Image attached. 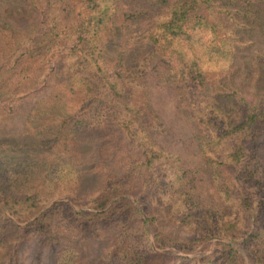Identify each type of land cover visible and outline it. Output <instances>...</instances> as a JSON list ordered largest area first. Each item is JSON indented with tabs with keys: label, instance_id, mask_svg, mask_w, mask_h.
Returning a JSON list of instances; mask_svg holds the SVG:
<instances>
[{
	"label": "trees",
	"instance_id": "trees-1",
	"mask_svg": "<svg viewBox=\"0 0 264 264\" xmlns=\"http://www.w3.org/2000/svg\"><path fill=\"white\" fill-rule=\"evenodd\" d=\"M119 2L72 0L76 18L61 27L59 83L72 99L79 90L81 104L64 114L52 135L46 158L57 161L39 166L41 156L0 158V264H18L22 242L33 238L48 246L67 231L75 232L80 242L101 236L108 248L89 260L78 243L68 241L44 264H245L231 243L239 240L252 264H264L256 225L264 222V175L255 155L264 146V97L251 103L228 86L225 74L210 80L206 71L207 64L229 66L235 58L219 17L252 20V3L264 0H172L163 18L146 31L149 52L174 63L173 79L166 82L180 92L179 107L188 108L198 124V167L182 163L156 142L154 134L164 127L149 102L144 66L104 59L100 36ZM193 92L202 98L196 101ZM90 103L101 111L95 114ZM110 124L116 127L112 153L121 170L101 167L100 188L85 196L80 192V146L87 133ZM37 167L43 171L37 172ZM200 172L209 178L220 205H204L195 194L193 184ZM41 174V183H35ZM60 196L79 210L62 200L46 206ZM162 219L188 231L190 238L174 244L160 229ZM211 237L229 242L218 241L210 254L180 262L165 249L191 251Z\"/></svg>",
	"mask_w": 264,
	"mask_h": 264
},
{
	"label": "rangeland",
	"instance_id": "rangeland-1",
	"mask_svg": "<svg viewBox=\"0 0 264 264\" xmlns=\"http://www.w3.org/2000/svg\"><path fill=\"white\" fill-rule=\"evenodd\" d=\"M171 1L155 4L146 0H120L107 30L100 36V43L107 63L136 62L144 66L149 102L164 127L163 132L154 134L156 142L178 156L182 163L198 167L201 166V152L195 140L198 124L188 108L179 107L180 92L166 82L173 79L170 67L173 68L174 63L169 62L168 57L151 54L145 37L147 29L163 18ZM71 3L72 0H38L37 3L32 0H0V158L34 159L41 156L43 158L37 162L39 166H46L51 160L57 161L46 158L51 150L52 135L60 127L64 114L81 104L79 90L74 99L80 98L74 101L58 78L60 56L64 54L59 48L64 36L61 27L76 18ZM252 5L255 15L252 20H245L241 15L236 16L235 21L225 16L219 17V21L226 26L227 36L231 38L229 44L234 46L235 58L229 66L207 64L209 68L206 71L210 80L225 74L229 78L228 86L238 89L249 102L254 103L264 97V4L254 2ZM204 93L207 95L209 92ZM192 96H197L196 101L202 98L194 92ZM91 106L95 114L101 111H95V106L90 103L89 108ZM114 127L110 124L105 129L87 133L82 141L80 192L85 196L100 188L101 167L108 166L115 173L121 170L112 153L116 134ZM255 155L260 162L258 170L264 175V146H259ZM36 169L37 172L43 171L38 167ZM37 172L31 176V181ZM41 180L42 174L35 183H41ZM193 186L204 205H220L219 195L206 175L200 172ZM130 198L134 200L132 196ZM56 200L68 201L74 209L79 210L77 205L62 196L54 198L46 206ZM165 220H160V229L167 239L175 244L190 238L188 231ZM256 225H259L264 244V222H256ZM251 229L252 225L249 232ZM74 234L64 232L59 241L48 246H42L33 238L22 242L17 251L18 264L48 263L68 241L78 243L82 256L89 260L103 255L108 248L109 243L101 236L80 242L79 236L74 237ZM148 235L151 246L155 248L152 230ZM218 241L229 242L222 237H211L191 251L185 252L172 246L165 249L171 251L180 262L184 258L210 254ZM240 242L242 240L231 243L239 249L243 262L252 264Z\"/></svg>",
	"mask_w": 264,
	"mask_h": 264
}]
</instances>
